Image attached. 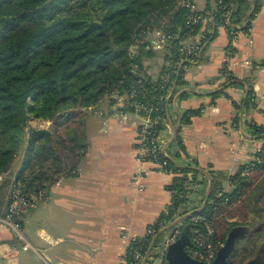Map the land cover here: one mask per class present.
Listing matches in <instances>:
<instances>
[{
	"label": "crops",
	"instance_id": "obj_1",
	"mask_svg": "<svg viewBox=\"0 0 264 264\" xmlns=\"http://www.w3.org/2000/svg\"><path fill=\"white\" fill-rule=\"evenodd\" d=\"M192 1L206 14L218 6L216 0ZM248 2L244 16L233 20L240 28L246 20L251 32H242L234 43L232 74L223 72L230 43L227 26L213 19L199 56L186 61L181 80H175L168 94L166 119L177 132L166 137L164 148L176 169L205 170H195L200 187L187 199L189 211L202 206L208 174H223L224 189H233L232 175L251 162L264 143V137L253 132V125L264 127V0ZM258 3L257 14L251 17ZM159 52L163 58L155 75L151 72L154 59L143 58L145 73L154 80L169 59L166 50ZM231 76L235 83L224 86ZM250 87L253 92L246 105ZM196 109L200 113L184 122L183 115ZM142 120L140 113L122 110L107 97L85 109L80 130L85 147L77 168L47 186L48 198L25 215L22 235L0 223V264H118L127 235L152 240L146 230L169 212L178 176L147 163L145 188L131 185ZM25 242L34 248L23 249Z\"/></svg>",
	"mask_w": 264,
	"mask_h": 264
},
{
	"label": "trees",
	"instance_id": "obj_2",
	"mask_svg": "<svg viewBox=\"0 0 264 264\" xmlns=\"http://www.w3.org/2000/svg\"><path fill=\"white\" fill-rule=\"evenodd\" d=\"M181 1L0 0V216L7 212L15 184L25 193H32L77 168L85 143L77 129L72 130L71 123L81 124L85 109L98 105L106 97L114 102L111 94L128 92L131 81L138 77H143V86L137 84V89L143 88L157 97L164 91L165 68L156 80L145 73L143 58L150 57L153 49H146L149 42L145 35L137 39L135 33L162 28L179 34L170 40L165 52L166 58L175 60L189 14V8ZM216 1L218 6L213 14L217 23L224 22L223 14L229 10L232 19L239 20L249 3L248 0ZM259 7V3L255 5L251 17ZM181 77L180 73L176 79L179 81ZM233 83L231 76L224 86ZM252 92L250 87L246 105ZM199 113V109L189 110L182 119L189 121ZM33 118H49L50 126L33 128L29 126ZM62 128L68 129L65 136ZM253 128L258 137H264L263 126L253 125ZM22 148L24 163L13 176L12 166ZM256 156L257 159L232 175L231 190L224 189L223 174L211 173L212 191L205 210L210 212L217 206L213 214L216 233L224 243L233 228L241 227L224 230L222 222L231 207L242 201L247 189L256 195L258 188V202L264 195V176H254L253 180L247 176L252 168L264 170V143ZM170 166L176 168L172 161ZM173 188L181 190L182 186L176 182ZM220 192L223 194L219 195ZM225 197L227 203H223ZM189 209L188 200L180 199L174 192V203L160 220H173ZM152 227L153 234L160 231L159 222ZM188 234L189 229L184 227L181 237L186 240ZM245 236L248 235L240 237L242 243L232 252L227 264H242L254 253L252 236ZM149 245L150 239H146L144 251ZM249 262L253 259L244 264Z\"/></svg>",
	"mask_w": 264,
	"mask_h": 264
},
{
	"label": "built area",
	"instance_id": "obj_3",
	"mask_svg": "<svg viewBox=\"0 0 264 264\" xmlns=\"http://www.w3.org/2000/svg\"><path fill=\"white\" fill-rule=\"evenodd\" d=\"M181 3L189 8V14L185 21V31L180 35L181 40L177 51L178 57L175 60L168 59L165 66V73L163 74L164 91L157 97L149 94L143 88L137 89V84L142 85L143 83V77H138L131 81L130 90L128 92L119 93L116 91L113 92L110 97L114 98L115 104L119 105L122 110L134 111L143 116V120L139 126L137 144L135 147L138 166L131 179V185L138 190H143L145 188V180L148 174L145 164L151 163L154 164L160 172L176 174L178 178L175 182L180 183L182 189H176L174 192L178 194L180 199H189L191 193L200 187V181L198 177H196V171L190 169L187 172H183L180 169L170 166L171 160L163 150L166 137L170 133H174L172 124L170 122L168 123L166 119L167 100L169 91L176 80V76L180 73L182 76L184 74L186 61H191L199 56L201 48L207 39L208 32L210 31L207 26H211L215 17L212 16L213 13L206 14L199 10L192 0H182ZM223 16V23L226 24L230 35V43L226 48L223 72L226 76H230L232 74L230 68L234 56V43L238 40L242 32L246 35H250L251 25L246 23L245 20L240 28V25L233 22L230 10L225 12ZM202 26H204V28H202ZM143 35L147 37V41L149 42L147 47L153 50H166L170 40L179 36V34H171L162 28H153L135 33L137 39L142 38ZM195 35H197V37L193 39ZM252 123L255 124V122ZM48 194L49 190L47 187L40 188L32 193H25L19 184H15L12 188L11 200L7 212L5 215L0 216V223L10 227L19 235H22L21 230L25 215L30 209L45 201L48 198ZM222 194V192L219 193V195ZM227 202L228 198L225 197L223 203ZM207 203L202 210L192 212L184 218L181 216L185 213L180 216L176 215L173 220L162 219L159 221V227L160 230H162L176 218H181L175 224L173 232L168 235L163 242L165 254L169 244L178 240L182 235L183 228L187 227L189 229V234L184 243V250L186 253L192 258L206 264H212L224 242L216 233L215 216H213V214L217 206H214L209 212V210H205ZM146 234L147 236L152 235V237L155 235L153 234L152 226L147 228ZM127 236L128 243L126 251L118 264H141L146 253V251H144V241L146 239L135 235ZM22 248L28 250L34 247L29 242H25ZM148 260L146 264H149ZM166 263L167 261L161 259L156 264Z\"/></svg>",
	"mask_w": 264,
	"mask_h": 264
},
{
	"label": "rangeland",
	"instance_id": "obj_4",
	"mask_svg": "<svg viewBox=\"0 0 264 264\" xmlns=\"http://www.w3.org/2000/svg\"><path fill=\"white\" fill-rule=\"evenodd\" d=\"M211 3H214V0H211ZM146 49H151L150 47L146 46ZM162 58L163 55L159 52V50H153V54L151 55L152 60V65H151V72L155 75L157 74V71L159 69V63H162ZM82 115H80V118ZM79 117H77L78 120ZM83 120V117H82ZM81 120V121H82ZM50 119H30L29 120V126L33 128H48L50 126ZM71 128L77 129V133L79 132L80 135V130L81 129V124L73 122L71 123ZM68 130V129H67ZM67 130L65 128H62L61 131L63 135H66ZM83 132L81 131V138H82ZM257 159V156L252 159V161ZM24 163V150L23 148L19 152L17 158L14 161V164L12 166L11 173L13 176L17 174L19 168L21 165ZM29 172V171H28ZM249 179L253 180L254 176H264V170H256V169H250L247 171ZM258 182V180L256 181ZM254 185L250 186V188H253ZM249 189L245 192V195L242 196V201L235 204L233 207H231L230 212L226 214V217L223 219L222 224L224 225V230L227 228L230 229L233 226H241L245 227L249 233H247L245 237L252 236V241L255 245V251L254 253L250 254L247 256V259L243 260V263H246L247 261L253 259L257 255V250L258 246L261 243H264V195L258 202V188L255 190L253 195L252 193L248 192ZM257 191V192H256ZM256 196V197H255ZM249 197V198H248ZM255 198V199H254ZM175 228V225L164 230L161 232L155 241L154 247L151 250V254L149 256V264H156L159 260H165L166 261V254L164 253V246L163 242L164 240L170 235ZM240 239V238H239ZM237 240L235 250L238 249L240 246V243L242 241ZM240 241V242H239ZM238 260V259H237ZM141 263V262H140Z\"/></svg>",
	"mask_w": 264,
	"mask_h": 264
},
{
	"label": "water",
	"instance_id": "obj_5",
	"mask_svg": "<svg viewBox=\"0 0 264 264\" xmlns=\"http://www.w3.org/2000/svg\"><path fill=\"white\" fill-rule=\"evenodd\" d=\"M176 132H177V129L175 130L174 135H176ZM163 150H164V153L168 157H170L166 153V147ZM192 169L198 170L200 172H205V170L203 168H200V167H195V168H192ZM208 177H209V184H208L207 192L205 194V199H204V202H203L202 206L199 207L196 210H193V211H190V212H187V213L183 214L181 216L182 218L188 216L192 212L200 211V210H202L205 207L206 203L208 202V200L210 198L211 191H212V177L209 174H208ZM180 219L176 218L168 226H166L164 229L160 230L157 234L154 235V237L152 238V240L150 242V245H149L148 249L146 250L145 256H144L141 264H146L147 263V260L149 258V255L151 253L152 248L154 247V244H155L157 236L161 232L166 230L167 228H170L173 225H175ZM241 229H242V227H235V228H233L230 231V233L227 236V239H226L225 243L220 248L217 257L212 262V264H227L228 258L230 257V255L232 254V252L235 249L236 242H237V237L242 232ZM184 243H185V240L183 239V236H182L178 240H176L175 242H172L171 244H169V246L167 248V251H166L167 264H206V263H204V262H202L200 260L192 258L189 254H187L186 251L184 250ZM247 264H253V262H249Z\"/></svg>",
	"mask_w": 264,
	"mask_h": 264
},
{
	"label": "flooded vegetation",
	"instance_id": "obj_6",
	"mask_svg": "<svg viewBox=\"0 0 264 264\" xmlns=\"http://www.w3.org/2000/svg\"><path fill=\"white\" fill-rule=\"evenodd\" d=\"M243 229V230H242ZM240 235L237 237V240L242 236L246 235L249 233L247 229L242 228ZM253 264H264V243H261L258 246V253L257 255L253 258Z\"/></svg>",
	"mask_w": 264,
	"mask_h": 264
}]
</instances>
